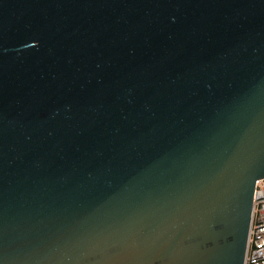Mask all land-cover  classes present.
<instances>
[{"label":"water","instance_id":"obj_1","mask_svg":"<svg viewBox=\"0 0 264 264\" xmlns=\"http://www.w3.org/2000/svg\"><path fill=\"white\" fill-rule=\"evenodd\" d=\"M264 178V0H0V264H243Z\"/></svg>","mask_w":264,"mask_h":264},{"label":"built area","instance_id":"obj_2","mask_svg":"<svg viewBox=\"0 0 264 264\" xmlns=\"http://www.w3.org/2000/svg\"><path fill=\"white\" fill-rule=\"evenodd\" d=\"M243 264H264V178L254 184Z\"/></svg>","mask_w":264,"mask_h":264}]
</instances>
